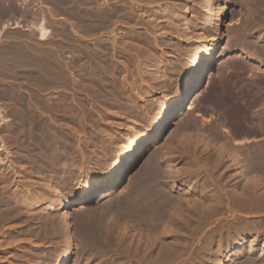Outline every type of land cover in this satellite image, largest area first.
<instances>
[{
    "label": "rangeland",
    "instance_id": "rangeland-1",
    "mask_svg": "<svg viewBox=\"0 0 264 264\" xmlns=\"http://www.w3.org/2000/svg\"><path fill=\"white\" fill-rule=\"evenodd\" d=\"M55 1L0 0V80L4 78L0 86L7 88V82L10 87L7 96H0V144L4 146L0 149L7 150L6 155L0 154L5 161L0 165V264H118L117 249L125 245L124 237L136 243V228L116 210L97 220L91 211L128 193L135 177L153 161L162 192L173 199L172 217L185 214L187 206L202 215L218 193H226L229 199L224 201L231 210L223 215L199 219L193 211L198 223L207 224L196 231L198 256L192 264H263L264 168L255 171L261 183L254 187L250 171H237L229 151L220 155L219 149H232L235 141L243 146L254 141L264 144V126L257 112L258 91L264 89V8L259 11L263 15L256 13L255 0L219 4L215 0H93L85 7L91 6L92 15L106 10L109 24L104 21L103 27L88 31L86 23L69 12L71 0H57L59 7ZM223 8L220 48L166 132L150 145L118 191L94 198L86 207L91 214L82 209L88 218L76 205L63 207L66 200H78L95 185L107 183L121 154L152 129L167 99L209 42ZM43 15L51 35L40 40L28 26ZM15 21L22 28H13ZM70 23L76 33L69 29ZM3 57L8 62L2 63ZM238 105H249V116L236 112ZM239 161L243 167L244 160ZM25 188L33 192L28 204L21 196ZM53 189L59 190L53 210L45 205L31 208ZM238 190L250 207L239 205ZM217 196L211 207L218 203ZM65 212L73 213L69 233L63 230ZM81 218L98 222L97 229L90 223L96 235L84 233ZM255 235H260L259 240L248 254L249 240Z\"/></svg>",
    "mask_w": 264,
    "mask_h": 264
},
{
    "label": "bare ground",
    "instance_id": "bare-ground-1",
    "mask_svg": "<svg viewBox=\"0 0 264 264\" xmlns=\"http://www.w3.org/2000/svg\"><path fill=\"white\" fill-rule=\"evenodd\" d=\"M55 1V0H54ZM93 0H84V1H79V2H75V0H71V4L69 3V12L75 17L78 16L79 20L84 21L86 24V30H93L94 28H99V27H103L104 25V21H108L109 17L108 12H106V10H99V11H95L96 15H92L90 10L88 8L90 7H85V5H89L90 2H92ZM222 2V0H215V3L219 4V2ZM253 1V0H252ZM250 1V4H252ZM56 2V6L57 7V0ZM59 2V1H58ZM63 2V1H62ZM65 2V0H64ZM69 2V0H68ZM114 2V1H113ZM255 5L257 8L256 13L258 12V14H260L262 10V8H264V0H255ZM106 3V2H105ZM142 3V2H141ZM60 4V3H59ZM83 4V5H82ZM85 4V5H84ZM96 5V4H95ZM2 7V5H0ZM9 6V5H8ZM7 6V7H8ZM64 6L63 3L62 5H60V7ZM250 6V5H249ZM4 7V6H3ZM6 7V8H7ZM59 7V5H58ZM11 8V7H10ZM65 8V7H64ZM61 8V9H64ZM87 9V11H82L81 9ZM121 8V7H120ZM217 8H220V5H218ZM226 8V7H225ZM1 9V8H0ZM8 9V8H7ZM59 9V8H58ZM83 9V10H84ZM94 9V8H93ZM92 9V10H93ZM96 9V7H95ZM67 10V13H68ZM97 10V9H96ZM11 10H9L10 12ZM13 11V10H12ZM115 11V10H114ZM224 11H226L224 8L220 11L219 16L217 17V19H215V23H214V31L213 34L209 40V42L207 43V45L204 47L202 51L200 52L197 61L194 63V65L190 68V70L184 75L183 79H181V81L179 82V84L177 85L175 91L173 92V94L171 95V97H169V99H167V103L165 105V108L163 110V112L161 113V115L155 120L152 129L150 131H148L147 133H145L143 135V137L137 141L135 143V145H133V147L129 148L127 151L123 152L119 158V161L116 165V167L114 168V172L113 174L109 177V180L107 183L104 184H97L95 185L85 196L81 197L78 200L75 199H68L65 201V203L63 202V207H70V206H74L76 205L77 208H80V210L82 211V209L86 210V207L88 206L89 203H91L94 198L98 197H110L111 195H113V193H115L116 191H118V187L121 186L126 178L127 175L129 174V172L132 170V168L138 163V161L142 158V156L145 154V152L147 151V149L150 147V145L157 140L158 138H160L167 130L170 122L172 121V119L175 117V115L177 114V112L179 111V109L184 105V103L186 102L187 98L189 97V95L192 93V91L202 82V80L204 79V77L206 76L210 66L212 65L214 58L220 48V43H221V27H222V21H221V16L224 15ZM1 12V11H0ZM7 12V11H6ZM5 12V13H6ZM15 12V11H14ZM111 11H109L110 13ZM3 13H4V8H3ZM2 13V15H3ZM262 13H264V11H262ZM261 13V14H262ZM8 14V13H7ZM6 14V16H7ZM10 14V13H9ZM70 14V16H71ZM84 14V15H83ZM112 14V12L110 13ZM114 14V13H113ZM120 14V12H119ZM133 14V13H132ZM1 15V16H2ZM257 15V14H255ZM263 15V14H262ZM261 15V16H262ZM112 16V15H111ZM260 16V15H259ZM69 17V15H68ZM107 17V20H106ZM264 17V16H263ZM259 18V17H258ZM5 20V19H4ZM74 22L73 19H71V22ZM80 21V22H81ZM111 21V19H110ZM254 21V20H253ZM260 21V20H259ZM258 21V22H259ZM70 22V21H68ZM257 22V23H258ZM108 23V22H107ZM106 23V24H107ZM33 24V23H32ZM29 25L28 26V30L30 31H35L37 33V38L40 40H45L47 39L50 35H51V31L49 30V28L47 27V21L45 16L43 15L37 23H34L33 25ZM69 24V23H68ZM109 24V23H108ZM65 25V24H63ZM62 25V26H63ZM7 26V24H6ZM107 26V25H106ZM13 28H22L21 24L19 23V21H15L12 24ZM66 27V25H65ZM25 28V27H23ZM64 28V26H63ZM27 29V28H26ZM69 29L72 30L74 33H76L75 30V26L73 23H70ZM248 29V28H247ZM115 30V29H114ZM113 32V31H112ZM33 34V33H31ZM35 34V33H34ZM60 35V34H59ZM90 36V35H89ZM12 39V38H11ZM89 39V38H88ZM246 40V39H245ZM199 42H203V38L200 37L198 38ZM25 42V41H24ZM77 42V41H76ZM86 42V41H85ZM41 46V45H40ZM59 47V46H58ZM9 49V46L5 47ZM4 48V49H5ZM15 48V47H14ZM13 48V49H14ZM7 49V50H8ZM94 49V48H93ZM11 49H9L8 51H10ZM17 49L15 48V50H11L10 52L16 51ZM26 50V49H25ZM263 49H261L262 51ZM6 51V50H5ZM3 53V56L5 57L4 54L7 55V51ZM20 51V50H19ZM258 51V50H257ZM2 52V50L0 51ZM10 52L9 55H10ZM17 52V51H16ZM15 52V53H16ZM23 51L21 50L20 53H22ZM260 53V49L258 51ZM264 52V51H263ZM261 52V53H263ZM1 54V53H0ZM12 54V53H11ZM33 54V53H32ZM2 55V54H1ZM21 55V54H20ZM41 55V54H40ZM18 56V55H17ZM15 55V58L17 57ZM26 56V55H25ZM28 56V55H27ZM26 56V57H27ZM39 56V55H38ZM56 56V55H55ZM58 56V55H57ZM68 56V55H67ZM2 58L4 61H2V63L5 62V58ZM8 57V56H7ZM11 57V55H10ZM19 57V56H18ZM256 57V56H255ZM20 58V57H19ZM18 58V59H19ZM1 59V58H0ZM9 59V58H8ZM11 59H13L11 57ZM17 59V58H16ZM12 60L13 62L16 61ZM17 59V60H18ZM27 59V58H26ZM80 59V58H79ZM11 61V62H12ZM20 61V59L18 60ZM17 61V62H18ZM8 62V60L6 61ZM5 62V63H6ZM1 64V63H0ZM8 64V63H7ZM5 65V64H4ZM3 66V64H2ZM5 67V66H4ZM8 67V66H7ZM1 68V66H0ZM9 68V67H8ZM7 68V69H8ZM3 69V68H2ZM1 69V70H2ZM6 69V68H5ZM82 69V68H81ZM4 70V69H3ZM9 70V69H8ZM39 70V69H38ZM79 70V69H78ZM10 71V70H9ZM8 71V73H9ZM37 71V70H36ZM6 72V71H5ZM71 72V71H70ZM6 73V74H8ZM14 73V72H12ZM10 72V74H12ZM2 74V73H1ZM21 74V73H20ZM9 75V74H8ZM35 75V74H34ZM36 75H38L36 73ZM35 75V77H37ZM42 75V74H41ZM41 75L39 77H41ZM2 75H0L1 77ZM6 75H3V77ZM71 76V75H70ZM38 79H41L39 78ZM4 79V78H2ZM1 79V80H2ZM260 79V78H259ZM262 79V78H261ZM0 80V81H1ZM42 80V79H41ZM225 81V80H224ZM241 81V79H240ZM260 81V80H259ZM9 82V81H8ZM40 82V81H38ZM5 85H7V88L10 89V87H8L9 83L7 84V82ZM52 83V82H51ZM261 83V82H260ZM40 84V83H39ZM253 84V83H252ZM12 85V84H10ZM42 85V84H41ZM39 85V86H41ZM248 85V84H247ZM6 87V86H5ZM4 86H0V96L1 95H6L7 94V88H5ZM14 87V86H13ZM16 87V86H15ZM42 87V86H41ZM248 88V87H247ZM15 89V88H14ZM40 89V87H39ZM249 89V88H248ZM251 89V88H250ZM10 91V90H9ZM13 91V90H11ZM249 92H251L252 90H248ZM247 92V91H246ZM11 92V95H14V93ZM256 93V92H255ZM250 94V93H247ZM258 94H260V96L258 95V97H260L259 102L260 104H258V109L259 111V118L262 122V127L264 126V89L262 91H258ZM7 96V95H6ZM254 96V95H253ZM257 96V93H256ZM2 97V96H1ZM36 97V96H34ZM62 99V98H61ZM4 101V100H3ZM258 101V100H257ZM62 105V104H61ZM249 106V105H248ZM248 106H244V105H238L237 106V110L236 112L243 114V115H247L248 113ZM236 108V106H235ZM234 108V109H235ZM14 109V108H13ZM233 109V110H234ZM254 110V109H252ZM235 112V113H236ZM237 113V114H238ZM234 114V113H233ZM239 114V115H240ZM236 115V114H235ZM258 115V113H257ZM237 116V115H236ZM249 116V115H247ZM1 113H0V118H1ZM245 117V116H244ZM242 117V118H244ZM239 118V117H238ZM241 118V117H240ZM10 119V118H9ZM5 120V119H4ZM189 120V119H188ZM192 121V120H191ZM5 122V121H4ZM238 122V121H236ZM241 122V121H239ZM238 122V123H239ZM2 123V122H1ZM233 123V122H232ZM231 123V124H232ZM205 124V123H204ZM220 124V123H219ZM241 124V123H239ZM238 124V125H239ZM22 135L24 136L25 139V135H26V131H25V126L22 125ZM235 126V125H234ZM220 127V126H219ZM233 128V127H232ZM251 129V128H250ZM253 129V128H252ZM251 129V131H252ZM261 129V127L259 128ZM264 129V128H263ZM224 130V129H223ZM225 131V130H224ZM255 133V132H254ZM248 134V133H247ZM235 136V135H234ZM230 139V138H229ZM227 140V139H226ZM225 140V141H226ZM243 140V139H242ZM255 140V139H254ZM253 140V141H254ZM257 140V139H256ZM210 141V140H209ZM249 141V140H248ZM233 142V141H232ZM245 142V141H244ZM255 144L250 145L248 144V146H243L242 142L240 141H235V143H233V145H236L234 148L230 149H226L222 146L219 149V154L220 155H224L226 152V150L229 151V155L231 156V165H234L236 168H239V170L237 169V171H242L247 173L250 171V173L247 175L248 178L251 179L252 184L254 183L256 187L257 184L260 185V183L257 181L258 179V175L257 173H255V171H260L261 169L264 168V144L263 143H258L257 141H254ZM263 142V139H262ZM246 143V142H245ZM250 143V142H249ZM247 144V143H246ZM200 145V144H199ZM224 145V144H223ZM228 145V144H227ZM232 145V144H230ZM0 146H2V144H0ZM205 147V146H204ZM1 148V147H0ZM2 148H4V146H2ZM183 148V147H182ZM24 150V149H23ZM225 152V153H224ZM7 154V150L5 149H0V154ZM228 153V152H227ZM156 157V156H155ZM157 158V157H156ZM240 160H244L243 163V167L242 165L239 163ZM5 160V158H4ZM207 160V159H206ZM11 161V160H10ZM195 162V161H194ZM214 162V161H213ZM5 163V161H3L0 158V165H3ZM219 163V162H218ZM13 164V163H12ZM213 164V163H212ZM8 166L10 167V163L8 164ZM160 166V165H159ZM182 166V165H181ZM190 166V165H189ZM12 167V166H11ZM227 167V166H226ZM196 168V167H195ZM171 169V168H170ZM212 169V168H211ZM13 170V168H12ZM37 170V169H36ZM158 169L155 168L154 166V161L153 163L150 162L148 165L145 166V168L135 177V179L132 182L131 185V190H129L128 193H126L125 195L114 199V201H112V203L108 204V203H104L101 207L97 208V210H90L92 212V214H94L92 216L93 218L96 217L95 220H97V216H104V214H108L109 211L112 210H116L119 216L123 218L127 217L126 219L128 220V218L130 219L129 222L133 223V226L136 228V243L132 244L135 241H129V243H131L132 245H130L127 242V239L124 237L123 242H125V245H121L122 248L117 249V257L120 259V262L118 261V264H179L183 261L192 264L196 258H197V254L198 252L196 251V245H195V240H196V231H198V228L200 227H205L206 221L204 222H197L199 221V219L203 216L205 217H212L214 214H219L220 215L222 213V215L224 214V212H228V205L225 202L226 200L228 201L229 199H226V193L221 194L218 196L217 194L215 195V197H218V200L216 198V200L218 201L217 205L216 201H214L213 199V205L211 207V200L208 206L206 205L207 208H204L205 211L202 213V215H199L198 211V217L197 221L195 219V214L191 209L190 206H187L188 208H190L189 210L192 211L188 212L189 210H187V212L185 211H181L182 213L185 212V214L183 215H178L176 217V213L173 214L175 215V217H172V210H170V208L172 207L173 203L171 197L169 195H166L165 191H163V187L160 186L161 181H159V176H156L158 171ZM176 170V169H175ZM181 170V169H180ZM191 170V169H190ZM55 171V170H54ZM13 172V171H12ZM208 172V171H207ZM137 173V172H136ZM233 173V172H232ZM19 174V173H18ZM32 174V173H31ZM159 174V173H158ZM164 174V173H163ZM183 174V173H182ZM240 174V173H239ZM264 174V173H263ZM179 176V175H178ZM28 177V176H27ZM205 177V176H204ZM189 178V177H188ZM242 178V177H241ZM262 178V177H261ZM18 183V182H17ZM224 183V182H223ZM245 183V182H244ZM242 183V184H244ZM210 184V183H209ZM253 184V185H254ZM171 185V184H170ZM36 186V185H35ZM166 186V185H165ZM237 187V186H236ZM251 187V186H250ZM42 188V187H41ZM165 188V187H164ZM169 188V187H167ZM30 189V188H29ZM29 189H24V191L22 190V198H23V202L25 203H30L31 200L33 199V192H30ZM239 189V188H238ZM254 189V188H253ZM240 190V189H239ZM239 190H238V194L236 193L235 196L236 198L239 197V201L241 204H238L241 206L247 205L248 203L245 202L246 199L248 198H244V196H242L243 192H240L241 194H239ZM59 190H51V193L48 197H46V199H42L39 201H34L33 205H31V208H36L37 206H41V205H45V207L48 210H53L55 205L57 204V201L59 199ZM231 191V190H230ZM254 191V190H253ZM252 191V192H253ZM220 192V191H219ZM237 192V191H236ZM39 193V191L37 192ZM37 193H34L37 194ZM44 193V192H43ZM223 193V192H222ZM228 195V194H227ZM244 195V194H243ZM232 196V195H231ZM170 197V198H169ZM247 197V196H246ZM199 198V196H198ZM230 198V197H229ZM205 199V198H204ZM207 199V198H206ZM205 199V201H206ZM226 199V200H225ZM189 200V199H188ZM197 200V199H196ZM225 200V201H224ZM235 200V201H236ZM175 201V200H174ZM173 201V202H174ZM186 201V200H185ZM200 201V200H199ZM202 201V200H201ZM209 201V200H208ZM176 202V201H175ZM225 202V203H224ZM180 203V202H178ZM186 203V202H185ZM234 203V202H233ZM247 203V204H246ZM178 205V204H177ZM186 205V204H185ZM216 205V206H215ZM249 206V204H248ZM180 207V206H177ZM198 207V206H197ZM250 207V206H249ZM88 208V207H87ZM202 208V207H201ZM172 209V208H171ZM176 209V208H175ZM174 209V210H175ZM180 209V208H179ZM193 209V208H192ZM230 209V208H229ZM248 209V208H247ZM79 210V211H80ZM207 210V211H206ZM227 210V211H226ZM231 210V209H230ZM237 210V209H236ZM80 211V212H81ZM93 211H95L93 213ZM115 211V212H116ZM233 211V210H232ZM84 211H82L81 213H83ZM113 212V211H112ZM73 214L72 212H65L64 213V219H63V230L65 233H69L72 232L71 228H72V221H71V217ZM86 213V212H84ZM83 213V215H84ZM87 213L85 215V217H87ZM174 213V212H173ZM187 213V214H186ZM189 213V214H188ZM196 213V212H195ZM196 213V214H197ZM232 213V212H231ZM88 215V216H89ZM89 216V217H90ZM108 216V215H107ZM2 217V216H0ZM197 217V216H196ZM223 217V216H222ZM73 218V217H72ZM88 218V217H87ZM92 218V219H93ZM99 218V217H98ZM102 218V217H100ZM120 218V217H119ZM206 218V219H207ZM216 218V217H215ZM79 219V218H78ZM77 219V220H78ZM94 219L90 222L88 220H90V218L87 220L86 218H81V223L80 225H82L80 228H84V233L86 234H97V232H93L95 230V228H93L92 230L90 229V223H92L94 221ZM104 219V217H103ZM102 219V220H103ZM214 219V218H213ZM100 220V219H99ZM98 220V221H99ZM204 220V219H203ZM225 221V220H224ZM1 222V219H0ZM79 222V221H78ZM98 222H96L95 224L92 223V226H96ZM99 223H101V220L99 221ZM98 225V224H97ZM167 225H170L169 227ZM100 226V224H99ZM101 228L98 227V229ZM97 229V226H96ZM201 229V228H200ZM101 230V229H100ZM83 230H81L82 232ZM201 232V231H200ZM230 232V231H229ZM83 233V232H82ZM100 233V232H99ZM98 233V236H100ZM130 233V232H129ZM101 234V233H100ZM108 234V233H107ZM118 235H120L119 233H117ZM135 234V233H133ZM212 234V233H211ZM93 236V235H92ZM90 236V237H92ZM97 236V237H98ZM106 236H110L109 234ZM117 236V235H116ZM122 236V233H121ZM124 236H126V234H124ZM260 236V235H259ZM259 236H254L251 237V239L249 240V247L247 249V253L250 254L251 252H253L255 245L257 244V241L259 240ZM68 237V236H67ZM89 237V236H88ZM94 237V236H93ZM118 237V236H117ZM128 237V236H127ZM130 237V234H129ZM128 237V238H129ZM132 238L133 235L131 236ZM206 237V236H205ZM221 237V236H220ZM96 238V237H95ZM94 238V239H95ZM99 238V237H98ZM119 238V237H118ZM123 238V237H122ZM169 238V241H167V239ZM93 239V240H94ZM134 239V240H135ZM99 239H97L98 241ZM131 240V239H130ZM118 241V240H117ZM121 241V239H120ZM122 242V241H121ZM122 242V243H123ZM127 242V244H126ZM118 243V242H117ZM120 243V242H119ZM121 243V244H122ZM112 244V243H111ZM118 245V244H117ZM116 244L114 246H117ZM206 245V244H205ZM103 246V245H102ZM111 246V245H110ZM120 246V247H121ZM124 246V247H123ZM109 247V245L107 246ZM105 248V247H104ZM114 250V248H113ZM264 250V247H263ZM201 252V251H200ZM213 253V252H212ZM95 254V253H94ZM234 254H236L234 252ZM238 254V253H237ZM186 255V256H185ZM185 256V257H184ZM202 256V255H201ZM112 257V256H111ZM115 257V256H114ZM251 257V256H250ZM114 259V258H113ZM252 258H250L249 260H251ZM100 260V259H99ZM117 260V258H116ZM248 260V259H245ZM256 260V259H255ZM243 261V260H242ZM245 263H239V261L237 262V264H255L254 259L253 262L252 261H244ZM260 262V261H259ZM263 262V261H262ZM117 262H115L116 264ZM199 263V262H198ZM60 264H67L65 261H62ZM182 264V263H181ZM232 264V263H231ZM234 264V263H233ZM257 264H262V263H257ZM264 264V263H263Z\"/></svg>",
    "mask_w": 264,
    "mask_h": 264
}]
</instances>
